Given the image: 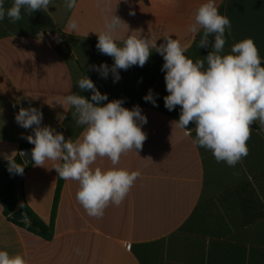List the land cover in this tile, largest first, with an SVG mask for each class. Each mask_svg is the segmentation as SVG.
Here are the masks:
<instances>
[{
    "label": "crops",
    "instance_id": "1",
    "mask_svg": "<svg viewBox=\"0 0 264 264\" xmlns=\"http://www.w3.org/2000/svg\"><path fill=\"white\" fill-rule=\"evenodd\" d=\"M205 2L77 0V7L68 10L65 0H54L48 10L30 16L22 9L16 22L7 16L0 20V161L15 158L20 146L29 143L26 137L34 134L15 121L21 107L39 109L41 126L62 128L66 139L80 138L84 126L72 117L74 108L56 102L70 92L90 100L91 91L77 85L85 76L107 94L102 104L120 99L128 109L139 105L147 117L141 125L146 134L142 149L123 154L115 166L140 173L119 206L110 204L102 217L89 216L76 199L78 182L64 180L52 240L18 227L0 206V250L22 255L27 264H264V127L259 121L247 141L248 155L229 166L193 143L194 123L188 126L190 135L173 123L181 109L165 108L169 93L161 71L164 60L154 49L143 67L118 70L121 78L115 83L111 72L105 79L91 67L114 64L96 48L105 15L113 14L126 24L119 31L122 37L139 30L137 36L157 39L159 46L163 36H171L193 62L204 59L211 43L199 48L203 30L191 33L188 28ZM214 2L231 22L223 54H230L235 43L252 39L264 62V0ZM12 4L4 0L5 9ZM70 19L77 21L78 30L68 31ZM51 31L65 35V47L44 44L41 34ZM149 90L158 106L143 99ZM60 114L66 117L62 122ZM52 167V161L44 167L32 164L20 179L22 202L47 224L59 178ZM92 167L113 166L107 158H97Z\"/></svg>",
    "mask_w": 264,
    "mask_h": 264
},
{
    "label": "clouds",
    "instance_id": "2",
    "mask_svg": "<svg viewBox=\"0 0 264 264\" xmlns=\"http://www.w3.org/2000/svg\"><path fill=\"white\" fill-rule=\"evenodd\" d=\"M50 5H54V0H13L12 6L5 9L4 0H0V20L7 16L16 22L21 19L22 9L30 16L35 11L48 10ZM64 7L74 9L77 0H65ZM122 25L126 24L115 14L110 18L105 15L104 28L97 33L96 48L101 54L112 57L114 64L111 68L106 63L91 67L105 79L111 72L115 83L121 78L118 70L134 65L143 67L154 49L164 60L161 71L165 73L169 93L164 97L165 108L172 111L180 106L181 109L179 120L173 123L186 130L185 135L191 134L188 126L194 123L193 143L211 150L217 162L235 166L247 156L251 125L259 121L264 127V67L254 41L244 39L231 47L230 54H223L225 31L228 29L230 34L231 22L218 12L214 0H207L197 8L188 28L191 33L203 30L199 48H207L211 43L208 55L195 62L184 54L187 49L179 40L163 36L165 42L157 46V39L137 36L135 33L139 30L131 31L125 38L119 35ZM78 27L75 19L68 21L69 32ZM212 35L214 40L210 41ZM117 41H121L122 46H118ZM77 85L82 91H91L90 100L70 92L56 102L63 108L65 105L73 107L72 117L76 118L77 125L84 126L81 137L74 142L66 140L50 126H41L43 113L37 108L21 107L15 121L22 128L33 130L34 134L26 137L34 145L33 164L44 167L46 161H52V168L60 178L78 182L76 199L87 214L102 217L110 204L119 206L124 201L140 175L115 166L123 154L142 149L146 134L141 125L147 123V117L139 105L128 109L122 106L120 99L102 104L108 100L107 94H102L87 76ZM143 99L158 106L151 90ZM65 118L63 114L58 116L61 122ZM97 158H107L113 167L93 168ZM6 159L10 173L23 174L24 163H17L12 155ZM0 264L27 262L20 254L9 255L0 250Z\"/></svg>",
    "mask_w": 264,
    "mask_h": 264
},
{
    "label": "trees",
    "instance_id": "3",
    "mask_svg": "<svg viewBox=\"0 0 264 264\" xmlns=\"http://www.w3.org/2000/svg\"><path fill=\"white\" fill-rule=\"evenodd\" d=\"M144 2H148V0H142ZM51 30H55L52 29ZM261 66L264 67V62L261 63ZM255 122L251 125V129H256ZM56 132H60L64 135V130L62 128H58ZM66 139V138H65ZM67 140V139H66ZM71 140L74 142L76 140L75 137H72ZM34 145L27 143L20 146L19 154L14 158L17 163H24L21 158V151L33 148ZM33 164V161L26 165L24 163V171ZM9 164L7 161H0V206L3 209V213L7 218L17 225L18 227L34 234L37 237L45 241H50L54 237V228H55V219L57 214V207L59 203L60 193L64 184V179L58 178V184L51 214V220L49 224L45 223L42 219H40L37 215H35L21 200L20 194V179L21 174L10 173L8 170ZM23 171V172H24ZM23 209L29 219V223L25 224L19 221H15L11 218V214L18 210Z\"/></svg>",
    "mask_w": 264,
    "mask_h": 264
},
{
    "label": "built area",
    "instance_id": "4",
    "mask_svg": "<svg viewBox=\"0 0 264 264\" xmlns=\"http://www.w3.org/2000/svg\"><path fill=\"white\" fill-rule=\"evenodd\" d=\"M44 44L51 49H61L66 45V37L60 32H45L41 34Z\"/></svg>",
    "mask_w": 264,
    "mask_h": 264
},
{
    "label": "water",
    "instance_id": "5",
    "mask_svg": "<svg viewBox=\"0 0 264 264\" xmlns=\"http://www.w3.org/2000/svg\"><path fill=\"white\" fill-rule=\"evenodd\" d=\"M31 150L32 148L25 149L21 151V153H24L25 155L21 156L22 160L26 165L30 164L32 162V157H31ZM11 218L15 221H19L25 224L29 223V219L23 209H18L14 211L11 214Z\"/></svg>",
    "mask_w": 264,
    "mask_h": 264
}]
</instances>
